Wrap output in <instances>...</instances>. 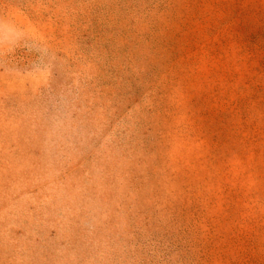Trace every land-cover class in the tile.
<instances>
[{"label": "rangeland", "instance_id": "obj_1", "mask_svg": "<svg viewBox=\"0 0 264 264\" xmlns=\"http://www.w3.org/2000/svg\"><path fill=\"white\" fill-rule=\"evenodd\" d=\"M0 264H264V0H0Z\"/></svg>", "mask_w": 264, "mask_h": 264}]
</instances>
